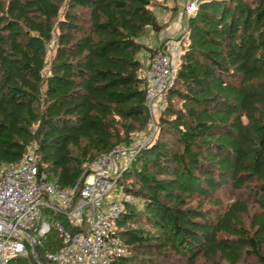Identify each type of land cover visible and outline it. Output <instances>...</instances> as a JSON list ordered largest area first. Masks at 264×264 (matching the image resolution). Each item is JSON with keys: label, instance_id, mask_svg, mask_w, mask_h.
I'll return each mask as SVG.
<instances>
[{"label": "trees", "instance_id": "1", "mask_svg": "<svg viewBox=\"0 0 264 264\" xmlns=\"http://www.w3.org/2000/svg\"><path fill=\"white\" fill-rule=\"evenodd\" d=\"M164 1L0 0V165L36 144L67 189L130 143L149 120L142 53L156 48L142 38ZM157 128L120 180L144 209L119 218L130 254L114 264H264V0L199 4ZM59 244L36 247L40 261Z\"/></svg>", "mask_w": 264, "mask_h": 264}, {"label": "built area", "instance_id": "2", "mask_svg": "<svg viewBox=\"0 0 264 264\" xmlns=\"http://www.w3.org/2000/svg\"><path fill=\"white\" fill-rule=\"evenodd\" d=\"M203 0H189L185 14L192 17ZM188 27L170 49L156 48L143 77L150 129L168 105ZM144 147L118 145L100 155L95 169L74 187L63 189L41 172L37 145L17 165H0V264L33 253L38 264H114L130 254L118 220L135 197L120 185ZM55 233L60 244L45 251L41 262L36 247Z\"/></svg>", "mask_w": 264, "mask_h": 264}, {"label": "crops", "instance_id": "3", "mask_svg": "<svg viewBox=\"0 0 264 264\" xmlns=\"http://www.w3.org/2000/svg\"><path fill=\"white\" fill-rule=\"evenodd\" d=\"M180 1L175 2V0H167L165 4H162L154 9L155 14L162 24V29L159 32H154L148 29L145 36L142 38V42L146 44L149 48H159L170 49L175 43V39L178 37V32L183 27H188L187 22H184L182 18V9L177 6L180 5ZM143 61L145 67L149 62L151 54L149 52H144Z\"/></svg>", "mask_w": 264, "mask_h": 264}, {"label": "rangeland", "instance_id": "4", "mask_svg": "<svg viewBox=\"0 0 264 264\" xmlns=\"http://www.w3.org/2000/svg\"><path fill=\"white\" fill-rule=\"evenodd\" d=\"M178 1H180L181 3H180L179 6L176 7V9L177 10H178V8H181L182 9V11H183L182 18L184 19V22L185 21L187 22L186 25H188V23H189V17L186 16V14H185V6L188 4L189 0H175V2H178ZM166 2H167V0H165L162 3H158L157 4V7L160 6V5H162V4H165ZM183 28H186V27H183ZM177 35H178V37L175 39V41H178L182 37L183 30L180 29ZM46 49H47V58L50 60L51 57L54 54V51H55L54 43L53 42L48 43ZM142 55H143V57L145 56V54H142ZM144 67H145V64H144ZM174 104H175V106H178V101H177L176 98H174ZM137 125H138V127H142L140 124H137ZM159 131H160V129H158V128H156L155 131H152L150 129V124H149V120H148V122L145 125V127H142L140 130L131 133L130 143L126 144L125 142H122L121 145H126L127 147H136L139 143L142 142V143H144V147L142 148V150H144V149H146L150 144H152L159 137ZM148 157H152V155L149 154ZM89 169H91V171H93L95 169V164H92L89 167ZM124 183L126 184V187H128V188H129V186L130 187L131 186L137 187L139 185L138 184V180H136L135 177L132 176V175H126L124 177ZM134 197H135L134 203H132L133 206H134V208L136 210L142 211L144 209L143 199L140 196H138V197L134 196ZM133 222L134 223H136V222L143 223L144 222V219H142L141 217H138V218L134 219ZM203 264H212V263H210L208 261V262H204ZM220 264H225V263H223V262L220 261Z\"/></svg>", "mask_w": 264, "mask_h": 264}]
</instances>
